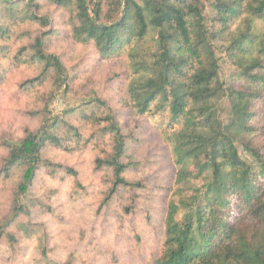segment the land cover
<instances>
[{
  "label": "trees",
  "instance_id": "trees-1",
  "mask_svg": "<svg viewBox=\"0 0 264 264\" xmlns=\"http://www.w3.org/2000/svg\"><path fill=\"white\" fill-rule=\"evenodd\" d=\"M47 6L53 10L39 15ZM0 7V17L8 20L0 40L13 37L18 26L40 28L30 49L19 50L40 68L33 84L51 82L53 95L70 91L68 67L51 52L59 32L54 13L62 10L75 43L92 47L102 62L124 59L129 82L123 106L169 120L162 135L176 174L167 212L187 214L166 221L151 264H264V142H256L259 129L251 124L264 118V0H0ZM117 12L120 17L112 19ZM225 66L234 72L228 80ZM88 99L61 115L48 113L39 131L17 144L6 142L5 170L24 166L13 220L29 212L25 197L38 170L62 168L44 159L49 146L73 153L110 138L111 151L96 159L98 171L112 173L101 208L122 190L144 188L126 177L128 141L113 106L95 90ZM83 109H92L83 119L98 128L89 138L70 121ZM67 173L77 176L73 169ZM135 206L126 212L134 213Z\"/></svg>",
  "mask_w": 264,
  "mask_h": 264
},
{
  "label": "rangeland",
  "instance_id": "rangeland-1",
  "mask_svg": "<svg viewBox=\"0 0 264 264\" xmlns=\"http://www.w3.org/2000/svg\"><path fill=\"white\" fill-rule=\"evenodd\" d=\"M52 10L47 6L39 15ZM120 15L114 13L112 19ZM65 17L62 10L54 13L59 32L51 52L60 56L73 78L68 93L63 90L53 95L55 86L51 82H31L40 68L31 63L27 53L20 56L19 50L30 49L41 32L37 24L15 27L13 37L0 40V47L9 48L0 50V264H66L71 260L73 264H151L159 256L166 221L178 222L187 214L167 212L169 189L176 174L170 147L162 135L169 120L153 113L138 116L123 106L129 82L124 59L100 61L92 47L79 45L69 37ZM7 21L1 16L0 27L7 26ZM19 59L26 63L19 64ZM224 70L223 79L228 80L234 72L229 66ZM92 90L113 106L128 141L126 163L130 166L126 177L142 183L144 188L122 190L101 208L112 173L98 171L96 159L111 151L110 138L94 140L73 153L49 146L43 152L44 159L62 168L43 166L38 170L25 197L29 212L13 220L24 166L5 170L9 155L6 142L17 144L28 133L38 132L48 113L54 117L68 108H80L90 100ZM92 112L83 109L70 119L87 138L98 131L83 119L85 113ZM251 124L259 129L256 142H264V118L258 116ZM68 169L76 171L77 176L68 174ZM133 203L134 213L128 214L125 207Z\"/></svg>",
  "mask_w": 264,
  "mask_h": 264
}]
</instances>
